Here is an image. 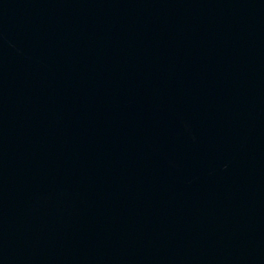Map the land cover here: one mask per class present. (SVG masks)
<instances>
[{"label":"water","instance_id":"1","mask_svg":"<svg viewBox=\"0 0 264 264\" xmlns=\"http://www.w3.org/2000/svg\"><path fill=\"white\" fill-rule=\"evenodd\" d=\"M0 264H264V0H0Z\"/></svg>","mask_w":264,"mask_h":264}]
</instances>
